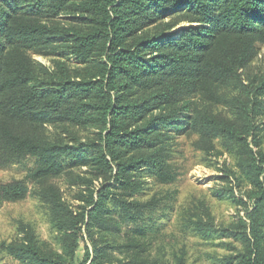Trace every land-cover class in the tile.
Returning <instances> with one entry per match:
<instances>
[{
	"label": "trees",
	"instance_id": "trees-1",
	"mask_svg": "<svg viewBox=\"0 0 264 264\" xmlns=\"http://www.w3.org/2000/svg\"><path fill=\"white\" fill-rule=\"evenodd\" d=\"M175 14L189 26L146 33ZM64 15L83 28L51 25ZM51 38L62 39L60 56L84 69L62 62L41 76L33 55H46L41 48H48ZM257 40H264V0H0V168L35 158L29 177L42 201L56 208H63V194L52 179L65 176L82 188L78 199L86 205L80 214H67L64 220L66 215L56 213L54 221L57 229L72 231L67 240L74 253L83 226L90 225L87 217L100 209L108 193L139 187L132 173L150 166L160 168L165 183L172 180L162 172L166 164L155 159L157 154L146 153L164 136L161 126L180 124L178 131L202 135L210 148L222 136L240 146L256 173L249 193L254 208L248 224L240 220L235 236L243 247L232 259L264 264V154L253 149L258 144L252 140L264 77L256 89L246 88L248 103L235 120L186 100L199 94L218 104L221 86L240 80ZM52 127L65 133L68 127L94 128L98 142L84 144L73 136L66 142L49 132ZM79 153L82 159L73 161ZM81 166L88 167L89 175H74ZM27 195L21 182L0 186L5 201L19 202ZM20 228L21 237L3 247L21 264H68L39 246L30 227ZM204 228L199 231L210 234ZM90 255L87 248L81 264Z\"/></svg>",
	"mask_w": 264,
	"mask_h": 264
},
{
	"label": "rangeland",
	"instance_id": "rangeland-1",
	"mask_svg": "<svg viewBox=\"0 0 264 264\" xmlns=\"http://www.w3.org/2000/svg\"><path fill=\"white\" fill-rule=\"evenodd\" d=\"M187 22L185 17L175 14L146 33L154 35L172 26L179 31L189 26ZM79 24L69 15L51 22L60 28ZM50 41L48 48H41L46 55H33L41 76L55 70L62 62L73 69H84L85 65L75 64L68 56H60L63 52L61 38ZM222 46L223 43H218V47ZM253 47L249 62L239 71L240 80L221 86L218 91L222 102L210 103L199 94L190 95L186 100H192L196 108L221 114L230 120L239 117L242 104L248 103L246 88L256 89L264 77V40H257ZM47 78L46 75L44 80ZM259 101L261 108L255 122L258 130L252 140L258 144L253 149L264 154V94ZM247 106L251 107V104ZM179 126H161L164 136L157 137L156 146L146 150L147 154H157L155 159L162 165L166 164L162 172L169 179L173 177L172 180L165 183L158 174L160 168L150 166L132 173L139 187L114 188V192L108 193L100 209L92 218L87 217L90 225L83 226L74 253L67 240L72 231L57 229L54 221L56 213L59 217L66 215L64 220L67 214L70 217L80 214L81 207L86 205L78 199L83 193L82 188L65 176L52 179L51 184L63 194V208L61 205L56 208L42 201L39 187L29 177L36 168L35 158L27 156L0 168V186L21 182L28 189L27 197L19 202H8L0 196V264H21L3 247L4 243L21 237V225L32 229L39 246L60 254L68 264H72L73 256V264H81L87 248L91 255L86 264H236L232 257L243 245L235 233L240 229V220L249 223L248 215L254 208L249 193L254 188L256 173H251L239 145L227 143L222 136H217L210 148L202 135L178 131ZM64 131L59 127L49 129L50 133L61 134L65 141L68 136H73L84 144L98 142V131L94 128L68 127V133ZM80 154L73 161L81 160ZM262 166L264 169V163ZM73 173L87 176L89 170L81 166ZM93 208L89 207L87 211ZM203 225L207 227L204 229H211L210 234L199 231Z\"/></svg>",
	"mask_w": 264,
	"mask_h": 264
}]
</instances>
